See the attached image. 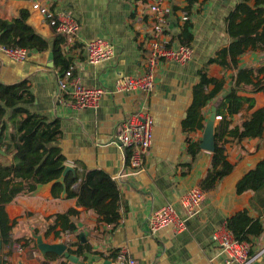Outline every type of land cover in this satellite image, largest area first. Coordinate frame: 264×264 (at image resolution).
Here are the masks:
<instances>
[{"label": "crops", "instance_id": "crops-1", "mask_svg": "<svg viewBox=\"0 0 264 264\" xmlns=\"http://www.w3.org/2000/svg\"><path fill=\"white\" fill-rule=\"evenodd\" d=\"M154 1L0 0L2 19L11 21L21 10L28 11V23L49 46L43 52H28L24 62H15L0 54V81L27 82L34 96L27 109L49 122L59 121L61 136L54 145L66 157L65 165L73 167L79 177L73 191H79L87 173L103 171L118 183L121 195L118 202L121 219L117 225L107 224L94 211L78 207L77 200L67 198V193L54 198L52 188L46 186L17 199L6 208L12 225V241L11 246L2 250V264H72L64 255L43 254L38 247L39 237L44 243L66 246L68 252L85 246L78 264L104 260L118 264L121 250H126L127 256L137 264H228L227 256L212 241L213 234L224 225L228 227V220L244 210L264 227V191L237 192L239 180L264 160V139L239 141L227 137L225 155L234 166L233 172L206 192L205 201L194 217L187 218L179 203L190 188L199 186L212 166V153L200 148L192 157L189 152L191 144L202 143L204 130L186 129L183 122L202 73L224 81L222 92L202 110L205 124L211 108L221 104L230 91L237 69H224L209 61L229 46L228 19L245 0H194L192 3L173 0L166 40L174 48L191 46L193 60L187 65L160 62L156 68L155 89L150 94L118 93L115 85L119 78L137 77L145 72L153 26L150 7ZM257 1L249 0L248 4L255 7ZM35 5L51 13H67L80 23L77 36H64L62 53L70 58V69L84 86L105 90L97 109L75 111L58 101V77L63 74L55 67L53 46L59 33ZM182 14L188 16V21L181 19ZM185 35L189 40H185ZM100 38L113 44L114 55L104 63L92 65L86 45ZM250 67H264V50H248L238 58V69ZM213 88L210 85L208 92ZM241 95L253 98L255 107L249 109L245 105L231 117L234 126L264 107L263 92ZM141 111H148L153 118V144L146 157L145 171L131 175L129 152L120 149L115 141L123 122ZM168 204H173L187 220L185 231L175 235L172 228H166L151 236L148 218ZM70 209L78 212L71 217L75 229L71 232L60 227L49 230L52 217ZM16 243L22 245V250L16 249ZM250 246L255 257L253 264H264V231L251 238Z\"/></svg>", "mask_w": 264, "mask_h": 264}, {"label": "trees", "instance_id": "trees-1", "mask_svg": "<svg viewBox=\"0 0 264 264\" xmlns=\"http://www.w3.org/2000/svg\"><path fill=\"white\" fill-rule=\"evenodd\" d=\"M191 3L194 0H189ZM245 0L231 13L228 21V34L231 39L227 48L218 52L217 57L209 61L224 69H237L233 77L234 83L217 109L221 119L215 124V146L212 153V166L199 186L205 191H212L218 180L230 175L234 166L225 155L227 137L239 141L264 139V107L254 111L250 118L234 126L231 117L240 113L245 105L249 109L255 107V100L241 93H264V67L238 69V58L248 50H264V0H258L255 7ZM29 12L21 10L11 21L0 17V46L22 48L28 52H43L48 49V42L28 23ZM185 40H189L185 35ZM64 35H57L53 46L55 67L64 74L71 68V60L64 56L62 47ZM261 76H263L261 78ZM213 85L212 91L208 87ZM224 88V81L208 78L201 74L200 83L194 89V99L188 110L183 125L189 130H204L205 119L203 108L219 95ZM34 101L27 82L5 84L0 81V148L8 156L0 155V230L2 250L11 246L12 225L6 208L21 197L35 193L39 186L59 179L64 172L66 157L62 150L54 144L61 136L59 121L49 122L32 113L27 105ZM201 151L199 144H191L189 152L195 157ZM129 157V155H128ZM77 174L69 172L65 178L67 198L76 199L77 206L94 211L107 224L117 225L121 219L118 202L120 188L108 174L103 171H92L85 175L78 192L73 186L78 182ZM247 191H264V160L251 168L237 183L239 194ZM63 185H53L51 193L60 198ZM74 209L52 217L53 224L49 230L58 227L62 231H73L75 225L71 217L77 215ZM228 228L239 241L250 243L252 237L260 236L264 227L259 220L249 216L247 210L241 211L228 220ZM34 242V239H33ZM84 248L69 252L77 257L83 256ZM55 257L49 254V257ZM46 255L45 258H47Z\"/></svg>", "mask_w": 264, "mask_h": 264}, {"label": "built area", "instance_id": "built-area-1", "mask_svg": "<svg viewBox=\"0 0 264 264\" xmlns=\"http://www.w3.org/2000/svg\"><path fill=\"white\" fill-rule=\"evenodd\" d=\"M173 0H155L150 7L153 17V26L147 45L145 72L137 77H123L116 81L115 89L118 93H145L150 94L156 85V68L160 62H175L181 65L189 64L194 57V49L183 45L178 48L170 47L166 40L169 27L168 15L173 12ZM40 10L39 5L34 6ZM44 19L53 26L57 33L75 37L79 34L80 23L67 13H51L41 8ZM181 19L188 21V16L182 14ZM114 46L107 39H95L86 45L90 64L97 65L110 60L114 55ZM0 54L15 62H24L28 51L22 48L0 46ZM105 94L104 89L88 88L81 80L74 76L73 70L65 72L58 77V101L65 107L75 111L84 109H97ZM154 121L148 111L136 113L123 122L115 143L124 152H129L128 162L131 175L145 171L146 157L153 144ZM206 198V192L200 187L190 188L179 200L187 218L194 217L200 210ZM186 219H183L173 204H168L153 212L147 220L149 233L156 235L161 230L172 228L175 235L186 229ZM214 244L227 256L228 264H253L255 257L251 254L250 243L239 241L234 233L226 226L219 228L212 236ZM18 251L22 245L16 243ZM118 264H137L127 256L126 250L118 255Z\"/></svg>", "mask_w": 264, "mask_h": 264}, {"label": "water", "instance_id": "water-1", "mask_svg": "<svg viewBox=\"0 0 264 264\" xmlns=\"http://www.w3.org/2000/svg\"><path fill=\"white\" fill-rule=\"evenodd\" d=\"M226 96V94L223 95V98ZM220 102L217 103L215 106L211 108V115L210 118L205 126L204 133H203V139L202 143L200 144V148L206 152L213 153L216 149L215 146V122L218 119L217 117V107L219 106ZM0 155L2 156H8L7 153L0 148ZM10 160L13 158L11 156H8ZM64 172L62 176L59 179H56L48 184L41 185V186H46L48 188H52L54 184L59 183L63 185V193L62 196L64 197L67 193L66 185H65V178L69 172L75 173V169L69 165H64ZM39 186V187H41ZM38 247L40 251L43 254L47 253H55L59 256L64 255L68 261L72 264H78L79 263V258L75 255H71L68 251L66 246L61 245V244H48L44 243L42 241V238H38ZM0 264H2V235H1V230H0ZM95 264H112L111 261L109 260H104L100 261Z\"/></svg>", "mask_w": 264, "mask_h": 264}]
</instances>
